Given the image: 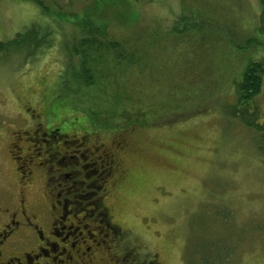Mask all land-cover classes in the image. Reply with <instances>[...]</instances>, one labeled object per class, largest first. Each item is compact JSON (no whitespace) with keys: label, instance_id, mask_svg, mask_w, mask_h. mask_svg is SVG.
I'll return each instance as SVG.
<instances>
[{"label":"rangeland","instance_id":"1","mask_svg":"<svg viewBox=\"0 0 264 264\" xmlns=\"http://www.w3.org/2000/svg\"><path fill=\"white\" fill-rule=\"evenodd\" d=\"M38 1L0 0V42L8 45L0 52V193L12 189L8 143L25 128L26 106L62 132L93 130L107 147L125 142V175L109 200L113 220L160 264H264L261 137L225 111L241 68L264 53L258 1ZM29 30L19 44L31 45L18 46L13 40ZM83 35L133 54L135 71L107 81L139 99L141 120L127 124L110 97L102 103L73 81ZM255 104L264 123V80Z\"/></svg>","mask_w":264,"mask_h":264},{"label":"flooded vegetation","instance_id":"2","mask_svg":"<svg viewBox=\"0 0 264 264\" xmlns=\"http://www.w3.org/2000/svg\"><path fill=\"white\" fill-rule=\"evenodd\" d=\"M19 114L25 128L8 143L15 178L0 193V264H160L113 220L125 142L62 132L26 106Z\"/></svg>","mask_w":264,"mask_h":264},{"label":"trees","instance_id":"3","mask_svg":"<svg viewBox=\"0 0 264 264\" xmlns=\"http://www.w3.org/2000/svg\"><path fill=\"white\" fill-rule=\"evenodd\" d=\"M257 1L259 4V12L257 16L258 24L256 31L260 32V35H262L264 33V0ZM35 3L39 4V1L35 0ZM32 33H34V35L36 34V32ZM26 34L28 37H31V30L24 32V34H18V38H15L13 41L16 44H19V41ZM41 38H43V36H41ZM36 40L37 43H35ZM36 40L34 41V43H32L33 46H36L41 41V39ZM77 42L78 54L81 61L80 67L78 69L79 75L73 74V81L78 82L77 85H79L80 88L82 87L84 89H93V92L95 91L94 93H97L96 95L99 98L101 97L100 101L102 103L103 101L107 102L105 98L110 97V99L108 100V104H110L109 106L115 109V114L117 116L118 109H121L122 119H124L123 121L127 122V124L141 120L143 114L140 111L141 103L139 102V99L135 98L133 100H130L131 97L128 93H125L124 91L118 92L117 90L112 88L107 81L112 79L113 75L117 72L125 69L132 71L130 68L135 63L133 54L127 53L126 49L124 50V45L119 44L118 42L113 40L101 45L99 44L97 38L95 40L93 35H83L82 38H80ZM22 45L25 46L26 49H28L31 43L30 45L19 44L18 46ZM7 46V43L0 42V52H4L7 49ZM262 47L264 50V45ZM69 50L70 49L68 48L66 52H68ZM263 54L259 53L254 59L249 60L241 68L238 73V77L232 82L234 86L233 103L229 105V107H227L225 110L229 118L238 120L244 127L249 130L251 129L253 133L261 137L260 141L255 138L257 151L261 156H264V123L259 121L258 108L255 104V100L261 94L263 87ZM68 58L71 59V57L69 56ZM71 65L72 63L71 61H69L68 69L66 68L64 70L65 75L70 71L69 68ZM134 71H132V73ZM132 73L129 77L134 76L132 75ZM113 89L115 93L111 92ZM77 92L80 91L78 90ZM126 101H128V103H125ZM100 110L98 109V111L95 112L93 109V111L90 110V112L98 115V112L101 114L104 112V109L102 111ZM97 119L98 121L100 120L99 117Z\"/></svg>","mask_w":264,"mask_h":264}]
</instances>
